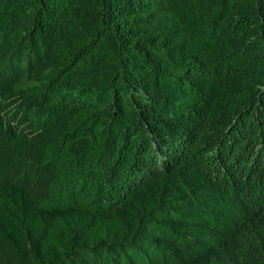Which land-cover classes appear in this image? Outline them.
<instances>
[{"label": "trees", "instance_id": "1", "mask_svg": "<svg viewBox=\"0 0 264 264\" xmlns=\"http://www.w3.org/2000/svg\"><path fill=\"white\" fill-rule=\"evenodd\" d=\"M0 264H264V0H0Z\"/></svg>", "mask_w": 264, "mask_h": 264}]
</instances>
